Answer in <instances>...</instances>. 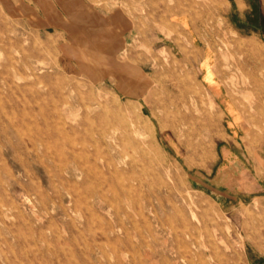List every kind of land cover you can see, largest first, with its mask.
<instances>
[{"label":"rangeland","instance_id":"374dc122","mask_svg":"<svg viewBox=\"0 0 264 264\" xmlns=\"http://www.w3.org/2000/svg\"><path fill=\"white\" fill-rule=\"evenodd\" d=\"M83 2L0 0V264H264V0Z\"/></svg>","mask_w":264,"mask_h":264},{"label":"crops","instance_id":"0c3cea01","mask_svg":"<svg viewBox=\"0 0 264 264\" xmlns=\"http://www.w3.org/2000/svg\"><path fill=\"white\" fill-rule=\"evenodd\" d=\"M84 2V8L82 4V8L80 7L79 10V30H94L96 33L101 32L103 34V38H108L109 35L112 34L113 37L120 38L121 35H126L130 30H134V26H130L132 23H130V14L126 10H120L118 8H111L106 9L105 5L104 7L99 10L98 15H100L99 19H96L94 22L92 20H89L87 17L89 16V13L87 12V3L88 0H83ZM235 7L237 13L236 15L240 18V21L242 22L243 17L248 16L249 14V3L248 0H229ZM84 9V11H83ZM48 12L45 11V14L47 15ZM84 21H82V19ZM83 22V23H82ZM120 36V37H119ZM111 37V36H110ZM102 47H112V45L109 46V44H101ZM215 99V97H214ZM216 101V99H215ZM217 103V101H216Z\"/></svg>","mask_w":264,"mask_h":264},{"label":"bare ground","instance_id":"6f19581e","mask_svg":"<svg viewBox=\"0 0 264 264\" xmlns=\"http://www.w3.org/2000/svg\"><path fill=\"white\" fill-rule=\"evenodd\" d=\"M259 55V54H258ZM206 85V84H205ZM209 101H210V107L212 108V109H214V108H216L217 107V103H216V101H215V99H214V97H212L211 96V94L209 95ZM142 104V103H141ZM143 110V109H142ZM98 114V113H97ZM96 115V114H95ZM97 117H99V116H97ZM153 117V116H152ZM207 120L203 123V125L205 126V127H210V126H212L213 127V125H214V122H215V120L216 121H220V117L218 116V115H214V116H212V117H209V118H206ZM137 126L141 129L142 127L144 128V129H147L149 132H153L152 131V127H153V125L151 126L149 123H144V120H140V119H138L137 120ZM165 126V125H164ZM210 130V129H209ZM104 134V133H103ZM103 134H101V135H103ZM152 135H154V134H152ZM155 136V135H154ZM102 138H103V136H102ZM152 140H154V138L152 139ZM154 142H155V140H154ZM153 144V143H152ZM154 146V145H153ZM151 148V147H150ZM149 148V149H150ZM147 150V149H146ZM155 150V149H154ZM157 151V150H156ZM158 153H159V151H157ZM156 153V152H155ZM161 153V152H160ZM159 153V154H160ZM147 155V154H146ZM151 155V154H150ZM158 155V154H157ZM151 157V156H150ZM153 157H155V156H153ZM121 163V162H120ZM124 164V163H123ZM123 164H121V165H123ZM80 172V171H79ZM67 174V173H66ZM81 174V173H80ZM194 213V212H193ZM194 216V215H193ZM196 220V219H195Z\"/></svg>","mask_w":264,"mask_h":264}]
</instances>
